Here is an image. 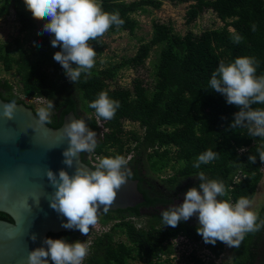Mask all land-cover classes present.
Returning a JSON list of instances; mask_svg holds the SVG:
<instances>
[{"label":"trees","instance_id":"16d2710c","mask_svg":"<svg viewBox=\"0 0 264 264\" xmlns=\"http://www.w3.org/2000/svg\"><path fill=\"white\" fill-rule=\"evenodd\" d=\"M170 1L183 4L190 0ZM194 1L187 11L188 24L212 10L223 26L206 30L201 36L188 32L182 37L171 24L153 22L150 42L143 43L133 57L122 58L103 68L95 62L91 75L82 73L75 83L67 79L61 65L53 60V54L60 48L51 46L53 37L50 34L36 37L29 50L23 49L20 40L15 42L16 49L0 42V63L6 72L15 70L21 97L52 100L54 108L47 125L57 129L64 116L74 111L91 130L103 132V136L96 137L97 146L92 151L95 154L102 158L120 155L126 159L129 153L136 152L127 167L132 173L129 178L139 180V189L146 199L142 207L160 205L157 198H151L144 180L151 174L160 178L168 169L174 172L173 183L201 172L210 180L222 181L226 195L219 198L230 203L242 196L252 201L263 178L264 163L259 160V152L264 151V138L250 137L244 127H229L239 108L227 104L223 95L209 87V80L220 62L228 64L241 56L255 57L259 62L256 76L264 75V0ZM98 2L103 11H119L124 20L122 26L113 25L104 35L124 31L132 37L139 28L134 15L147 13L149 7L159 9L162 5L159 0ZM12 10L20 23V32L36 29V22L22 0H0V20L10 16ZM254 24L256 31H252ZM233 32L242 37L239 44L233 42ZM100 38L89 41L97 55L103 53ZM154 47L160 52L153 64L151 90L138 78L131 89L111 88L122 70L144 67ZM33 48L41 54L34 53ZM102 91L120 103L113 119L100 117L104 130L97 122L95 110L89 107ZM0 97L7 102H23L36 115L38 109L16 97L14 86L8 80L0 79ZM251 107L264 108V104ZM126 121L138 123L144 133L126 131ZM206 150L216 152L217 158L199 168L193 167L197 157ZM88 154L82 152V159L90 166ZM249 156L256 157L254 164L248 160ZM236 174L242 177L233 183ZM140 207L98 215L102 226L111 227L88 245L84 264H177L171 260L174 254L171 241L180 236L194 243L202 242L211 255L205 261L192 253L188 257L189 264H216V259L224 253L225 245L219 241L214 246L205 244L196 232L197 227L186 222H180L175 228L163 226L159 215H142ZM143 218L147 219L144 226L139 227L138 222L133 221ZM258 218L264 219V207ZM0 220L13 221L3 213H0ZM78 234L79 231L49 233L47 237L64 238L71 243ZM119 235L125 236L126 241L116 240ZM230 264H264V228L246 234L238 248H231Z\"/></svg>","mask_w":264,"mask_h":264},{"label":"clouds","instance_id":"9594fccd","mask_svg":"<svg viewBox=\"0 0 264 264\" xmlns=\"http://www.w3.org/2000/svg\"><path fill=\"white\" fill-rule=\"evenodd\" d=\"M22 3L34 19L45 21L38 35L48 33L53 37L51 46L60 48L53 54V60L61 65L72 83L77 82L82 73L91 75L97 53L89 41L102 37L113 25L119 28L124 24L119 11H103L98 0H22ZM252 31H256L255 24ZM241 40L242 37L233 32V42L239 44ZM258 64L255 57L249 56L236 57L228 64L220 62L211 75L209 87L223 95L227 104L239 108L233 114L231 129L244 127L250 137L264 138V108L251 107L264 104V75L256 76ZM89 107L99 117L111 120L120 103L102 91ZM15 108V101L4 105L3 118L13 119ZM53 108L52 100L38 108L35 118L39 125L50 123ZM73 117L63 128L68 144L62 153L63 163L69 168L78 154L92 152L97 146L96 132L84 120ZM216 158V152L206 150L197 157L193 167L199 168ZM248 160L254 164L256 157L249 156ZM259 160L264 163V151L259 152ZM128 161L120 155L104 157L94 170L76 167L71 176L63 169L58 174L46 169L45 177L54 189L48 197L49 206L66 219L61 226L87 236L90 226L98 222V212L101 209L108 212L117 192L132 175L127 168ZM198 180V187H190L183 193L182 203L161 212L163 226L175 228L196 216V232L205 244L214 246L219 241L231 248H238L246 234L264 228V219H259L258 213L251 210L249 198L242 196L235 203L218 199L226 195L222 181L210 180L202 172ZM30 239L35 242L37 237L33 234ZM42 245L28 252L27 264H83L89 251L80 240L69 243L64 238L44 237Z\"/></svg>","mask_w":264,"mask_h":264},{"label":"water","instance_id":"95a60500","mask_svg":"<svg viewBox=\"0 0 264 264\" xmlns=\"http://www.w3.org/2000/svg\"><path fill=\"white\" fill-rule=\"evenodd\" d=\"M7 101L0 97V213L13 221L0 220V264H27L30 250L43 246L47 234L71 233L63 228L66 219L50 208L48 197L54 191L45 177V170L58 174L63 169L71 176L76 167H87L82 152L73 166L63 163V151L68 147L63 135L64 125L75 116L70 111L57 129L39 125L33 109L16 103L13 119L2 116ZM83 120V119H82ZM146 202L139 189V180L128 181L117 192L108 212L134 209ZM104 214L101 211L97 215ZM37 237L33 242L30 237Z\"/></svg>","mask_w":264,"mask_h":264},{"label":"rangeland","instance_id":"374dc122","mask_svg":"<svg viewBox=\"0 0 264 264\" xmlns=\"http://www.w3.org/2000/svg\"><path fill=\"white\" fill-rule=\"evenodd\" d=\"M127 3L135 2L136 0H125ZM162 2V5L159 9H154L149 7L148 12L145 14H136L134 17L139 21V28L136 31L135 37H132L128 32H117L113 35H104L99 39V44L103 48V53L95 57V62L98 63V67H106L109 63L120 62L122 58L133 57L138 48L143 44L150 42L152 28L151 25L153 22H160L164 24H171L176 34L184 37L188 32H193L196 36H201L204 31L221 28L223 23H221L217 18L215 13L212 10L204 12L195 22L188 24L187 23V11L189 7L195 3L194 0L183 4H174L170 0H159ZM99 3V2H98ZM36 22V29L31 32H20V23L16 19L15 11L12 10L10 16L0 20V42L5 45H10L12 49H16V40H20V44L25 50L32 48L34 40L39 36H46L48 33L39 34L38 32L42 31V25L45 21L34 19ZM232 31L231 28H229ZM33 52L36 54H41V51L37 48H33ZM160 49L154 47L150 53V58L147 60L144 67L138 69H125L122 70L116 80L111 85V88H132L135 79H140L144 81V86L148 87L151 90L153 85V64L156 61L157 55H159ZM0 79L8 80L14 86V95L21 97L20 95V84L19 77L15 75V70L11 72H6L2 63H0ZM47 100L38 99L30 103L34 104L36 109L46 106ZM52 113V110H51ZM126 131H136L140 135L144 133L142 127L138 123H133L130 121L125 122ZM103 136V132L99 131L96 133V137ZM91 153L89 152L88 157ZM136 152L129 153L126 160H129V157L135 156ZM87 157V158H88ZM178 166V165H177ZM172 170L168 169L163 176L172 174ZM263 178L260 184L258 185L256 195L252 199L251 210L254 212H259L264 207V164L262 166ZM161 175V176H162ZM151 177L159 179L156 175ZM133 220V219H132ZM147 219H136L133 221L138 222V226H144ZM108 226H102L100 218L98 217V222L94 226H90V231L87 236H83L80 233L78 234L77 239L81 242L88 245L91 244L92 240L101 234L109 230ZM116 240L126 241L125 236L119 235L116 237ZM185 247H181L178 251L175 252L174 261L178 264H189L188 257L192 253H196L197 256H201L206 261L210 259L206 247L201 244H195L190 241H182ZM231 262V247L225 246L224 253L216 259V264H230ZM132 264V263H131ZM133 264H142L141 262H135Z\"/></svg>","mask_w":264,"mask_h":264},{"label":"flooded vegetation","instance_id":"af4514ba","mask_svg":"<svg viewBox=\"0 0 264 264\" xmlns=\"http://www.w3.org/2000/svg\"><path fill=\"white\" fill-rule=\"evenodd\" d=\"M132 159L133 158H130V160ZM127 168L130 169L129 167ZM143 173L145 174L146 172ZM173 177H174V172H172V174L167 176L162 175L159 179H155L152 178L151 176H147V179L144 180V184L146 185L147 190L151 194V198H157V200H159L161 203L160 205L146 206V207L145 206L142 207V205H139L141 206L139 210L142 215L146 214V215H150L151 217L153 215H159L161 218L162 211L167 210L168 208L174 206L175 204L178 205L183 202V193L186 192L188 188L198 187L199 185L198 175L189 176L184 179L179 178L178 181L174 183L171 181V178ZM241 177L242 175L240 174H236L235 176H233V183L239 181ZM218 199L221 198L218 197ZM182 222H186L187 225L192 227H197L198 224L196 216H193L189 220ZM188 241L190 240L188 239Z\"/></svg>","mask_w":264,"mask_h":264},{"label":"built area","instance_id":"2783aa9c","mask_svg":"<svg viewBox=\"0 0 264 264\" xmlns=\"http://www.w3.org/2000/svg\"><path fill=\"white\" fill-rule=\"evenodd\" d=\"M22 99H24L25 101L27 102H32V101H35V100H38V98H26V97H20ZM96 119H97V122L99 124V126L101 127L102 130H104V122L103 120H101V118L99 116L96 115ZM91 154L89 155L88 157V161H89V164L91 167H96V165L99 163V161L102 159V157L98 154H95L94 152H90ZM186 240L188 242V239L185 238V237H178V238H174L171 243L173 244V247H174V254L171 256V260L174 261V258H175V252L178 251V249H180L181 247H185L183 242ZM209 255H210V252L208 251ZM211 256V255H210ZM201 257V256H200ZM203 260H205L204 258H202ZM206 261V260H205ZM175 263H177L176 261H174ZM85 263V260L83 261V264ZM178 264V263H177Z\"/></svg>","mask_w":264,"mask_h":264},{"label":"crops","instance_id":"0c3cea01","mask_svg":"<svg viewBox=\"0 0 264 264\" xmlns=\"http://www.w3.org/2000/svg\"><path fill=\"white\" fill-rule=\"evenodd\" d=\"M151 176V175H150ZM153 178V177H152ZM191 242V241H190ZM194 243V242H193ZM195 244H201L202 245V242H199V243H195ZM206 251H208L207 249H206Z\"/></svg>","mask_w":264,"mask_h":264}]
</instances>
